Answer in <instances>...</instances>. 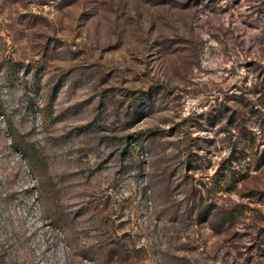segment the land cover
Segmentation results:
<instances>
[{
    "label": "rangeland",
    "instance_id": "obj_1",
    "mask_svg": "<svg viewBox=\"0 0 264 264\" xmlns=\"http://www.w3.org/2000/svg\"><path fill=\"white\" fill-rule=\"evenodd\" d=\"M85 259L264 264V0H0V264Z\"/></svg>",
    "mask_w": 264,
    "mask_h": 264
},
{
    "label": "built area",
    "instance_id": "obj_2",
    "mask_svg": "<svg viewBox=\"0 0 264 264\" xmlns=\"http://www.w3.org/2000/svg\"><path fill=\"white\" fill-rule=\"evenodd\" d=\"M155 237H156V241L159 244V246L164 247L165 246V240L163 238L162 233H159L158 235L156 234ZM84 264H96V263L93 260L85 259Z\"/></svg>",
    "mask_w": 264,
    "mask_h": 264
}]
</instances>
